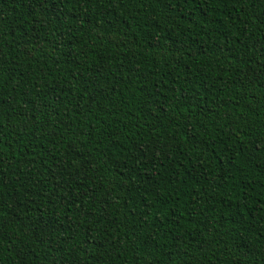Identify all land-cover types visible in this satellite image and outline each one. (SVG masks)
<instances>
[{
  "label": "trees",
  "instance_id": "16d2710c",
  "mask_svg": "<svg viewBox=\"0 0 264 264\" xmlns=\"http://www.w3.org/2000/svg\"><path fill=\"white\" fill-rule=\"evenodd\" d=\"M0 264H264V0H0Z\"/></svg>",
  "mask_w": 264,
  "mask_h": 264
}]
</instances>
